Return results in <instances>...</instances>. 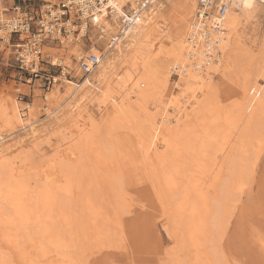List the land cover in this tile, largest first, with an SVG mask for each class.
Listing matches in <instances>:
<instances>
[{
  "label": "rangeland",
  "instance_id": "374dc122",
  "mask_svg": "<svg viewBox=\"0 0 264 264\" xmlns=\"http://www.w3.org/2000/svg\"><path fill=\"white\" fill-rule=\"evenodd\" d=\"M184 1L189 0H157L147 8V14L145 13L146 15H144V20L146 19L145 23L150 22L149 18L158 13V8L164 7V9H162V15L167 24L160 21L159 25L165 27L162 29L169 34L178 32L181 28V24H178L175 29H172L171 26L176 13L175 11ZM194 2L197 7L198 0H194ZM8 4L9 2L6 1L5 5ZM255 9V13L246 18L239 27L238 35L240 36V51H237L236 53V60L234 63L235 70H232L234 74L231 72V75L238 76V86L232 84L233 82L231 83V81L226 80V78L221 76V73H212L210 76L216 87V94L213 95V103H216L217 98L218 104L216 103V108L222 112H227L234 104L237 109L244 108L246 110L243 113H240L237 109L235 110L237 111L234 112V118L236 120L234 119L233 121L235 123L230 120L229 123H224L223 126L221 124L223 127L221 129H226L223 137L229 135V138H223L220 142L211 145L210 153L214 154L217 149H220L223 146V150L218 157L222 162L224 157L229 153L231 147L237 143L239 134L243 130H246L248 117H250L252 109L256 108L257 112H261V117L256 121L257 123L254 124L255 128H252L254 127L252 125L250 129L255 132L258 131L255 135L259 142H256L257 145H254V149H250V151H253L247 153L248 160L255 159L254 172L252 173L251 178L248 179L246 190L241 195L240 199L236 200V197L234 198V200H236V203L234 204L235 207L232 208L233 210L229 209V211L233 212L232 217L228 224H226V228L223 230L224 232L222 231L223 234L217 235L213 243H205V245H201L200 243L201 246L199 247L192 246L191 243H187L186 245L184 243L185 240H181V231L176 228H171L172 226L170 227L167 224L166 218L162 214L153 191L154 182L151 178L153 176L148 166V163L151 162V160L153 163L155 162V164H157V162L153 157L150 159V153L145 155L146 147L149 146L147 148H152L155 144V138H149L147 136L148 132L145 129H147L148 126H144V118H146L147 115H144L148 114L149 117H154L156 120L161 113H164L167 110L169 115H175L171 110L169 103L159 105V109L154 108L152 104H148L146 111L150 109L153 114H150L149 110L148 112L142 111L138 117H133L137 122L136 125L134 120L132 121L133 124L131 123V125H127L125 122L119 121V118L116 117V115L114 116L111 109L112 104L119 101L118 98L124 96L117 87H112L110 89L109 96L104 102L98 100L101 96L100 93L99 95H96L93 90L86 93V89L80 90L73 100L69 99L70 91L66 82L70 81L80 85L86 77L94 75L97 71L96 69L91 75H82L77 72L76 66L72 62V58H70V55L78 53L76 52V49L69 50L66 53L59 50H45L49 55L64 56L63 66H65L66 69L64 76L60 75L59 70H54V77L56 80L46 95V101L44 102L41 99V91L38 88V82H36L34 86H30V88L24 85L22 83L23 76L19 74L12 60L10 48L7 45L0 47V101L3 102L5 106L16 103L19 113L24 105L17 100L16 91L24 95H30V99L28 100L31 102L30 110L27 116L22 118L23 124L17 125L15 131L21 129L22 126H26L28 123L35 122L33 132L28 131L27 129L25 131H19L10 137H7L4 142L0 143V160L6 159L7 161H10L11 159L13 167H15V169L21 174L22 182H26V185L30 187V191L27 192L26 199L24 200L26 207L29 209V218L26 220V223L17 218L14 209L3 203L0 204V264H2V261L3 264L8 263V261L6 262L5 260H8L7 258L9 257L6 255L14 249V247L12 249V242L6 243L7 235H13L11 239L16 238L18 240H16L15 243L21 246H18L19 249L22 250L21 252L28 258H35V264H68L66 261L63 263H61V261L58 262L61 258H59L54 252L56 251L57 246L55 247L52 242L50 243L48 241L49 244L46 241L47 239H45L46 237H42V229H44L42 227L43 223L45 224L43 226L50 227L48 228L50 230L48 234L51 235L54 232V234H56L57 237H61L62 240H66L65 238L68 236L71 237L75 235L74 238L77 242L73 248H68L67 252L74 258L81 257L82 260L86 261L85 264H197L203 255L208 258V262L212 256V258L214 257V260L219 262H225L224 259H226L227 263L230 264H264V102H262L264 101V79L261 77V75H264V4L257 3ZM120 42L122 45L127 43L126 41L121 40ZM156 43L157 42H154V44ZM96 46L103 56L107 49L106 44L104 42H97ZM158 46L159 45H155L156 48ZM165 46L167 47L168 45L165 44ZM120 67L121 68H118L117 70V74L122 78L124 73L128 70V67L125 65ZM172 68L173 66L166 70L164 65L162 66L163 72H171L169 90L165 96L167 99L163 98V100L165 99L167 101L175 92L181 90V87H185L188 90L191 86H185L184 81H181L182 79L180 76L178 78L173 76L172 73H177V70L174 69L175 67ZM180 82H183V86ZM244 82H246L248 89L245 95L240 92L241 84ZM204 83L205 82L198 81L196 84L197 86H193L195 90L193 95L195 96L197 93L198 97H200L199 101H205V98L199 94L201 92L200 88ZM56 84L59 85L58 93H55ZM111 85L113 86L112 83ZM102 90H104V88H102ZM128 90H130L129 92H132L131 88ZM254 92H257L255 97L259 102H257L258 104H256V101H251ZM164 94L165 93H163V95ZM191 101L193 104L195 103L194 99ZM58 103L61 104L62 107L56 114L59 122L48 116V113H50ZM194 106L195 108L193 109ZM194 106H188L185 112L187 113V111L190 112L191 110H195L197 106L195 104ZM128 107L135 113L136 109L134 104H130ZM261 107L262 109H260ZM236 115L238 117H236ZM77 120L80 121V125L84 126L87 139L86 137L82 139L70 137L69 131L75 125ZM202 122H200L201 125H203ZM192 124V126H195V124H199V122ZM136 127L143 132L141 140L136 135L138 133ZM9 133L10 132L5 133L4 136ZM147 138L151 139L150 141L153 139V143H149L150 141H148L149 139ZM223 142L224 144H222ZM139 143L143 147H140ZM156 144L157 151L160 155L164 152L165 147L160 142H157ZM255 146H257V148H255ZM71 152H74V156L71 155ZM148 159H150V161ZM58 165L61 166L59 167ZM79 166L81 168H79ZM76 169H78V173L82 176L81 190L73 186L74 189L72 188V191L74 193L72 192V196L64 194L61 197L62 199L60 198V202L57 203L63 208L65 212L64 214L68 217V220L66 219L65 221L58 218L56 222H51L49 221L51 218H47L45 223V218H42L40 215V204H37L39 206L34 207L36 203H34L33 200V196L36 195L42 187L43 181L41 180L44 179L43 175L56 171L57 176H59V172H62L63 170L67 172H75ZM181 178L184 180V177ZM178 179L180 180V178ZM77 182L78 181H76V184ZM114 191L119 192L121 198L113 201L112 194ZM170 192H175V197L173 196L175 199L176 197L178 198V196H181L179 191ZM81 195H85L86 199L88 198L87 200L90 202L88 205L93 209V211L91 210L92 213L94 212V208L96 209V214H89L86 212V208L82 207ZM91 205H93V207H91ZM100 208L104 211H101ZM13 211L15 215L13 214ZM105 212L108 216L112 215V220L114 213L118 215L121 226H115L113 222H110V224L106 226H102L105 230V236L102 239L105 238V242H98L94 238L93 230L95 228L93 227L94 223L90 222V218L95 217L98 219L96 215H101V213L105 214ZM9 213H11L12 217ZM53 216L55 217V214H53ZM73 216L78 217H74V220L72 218ZM9 217L14 221H7ZM37 219L38 222H36ZM185 220L186 219L182 218L179 221L180 224L184 223ZM20 221L24 225H21L19 223ZM41 222L42 225L39 224ZM61 223L63 224L61 225ZM81 224L84 228V236L83 232L80 231ZM10 231L14 234L8 233ZM4 239L6 244L3 242ZM16 249H14V251ZM42 249H45V251L43 250V252H41ZM199 250L201 251V254L199 253ZM77 253L81 254L77 256ZM225 253L228 254L225 255ZM14 254L12 253L13 263L9 264H29L23 261V258L20 256L18 257L19 254ZM21 256L23 257L22 254ZM222 259L223 261H221ZM229 260H232L233 262Z\"/></svg>",
  "mask_w": 264,
  "mask_h": 264
},
{
  "label": "bare ground",
  "instance_id": "6f19581e",
  "mask_svg": "<svg viewBox=\"0 0 264 264\" xmlns=\"http://www.w3.org/2000/svg\"><path fill=\"white\" fill-rule=\"evenodd\" d=\"M156 1L157 0H153L152 4H154ZM126 3L127 1L125 0H119L118 2L114 3L113 6L116 10L121 11V8ZM257 3L264 4V0H231L230 11L229 13H227L225 22L222 25V28L223 30H225V33L221 34L220 41L216 43L217 46L213 44V47H210L211 49L206 48L207 50H205V51H211L212 49H214L216 55L218 54V57H215L216 58L215 60L217 61L210 62V64L202 71L195 70L196 66L194 68L193 65L194 61L189 58V51L191 47L187 43V38L189 36L190 24H191L190 21L192 20L194 13L198 9L196 7V3L194 2V0L184 1L182 4H180L178 9L176 7L177 10L175 11L176 13L174 15V20L172 22L171 27L172 29L173 28L175 29L178 24H181V28L179 29L178 32H173L172 34L165 32L163 30L165 27H161L159 25L160 21L165 22V19L163 18L162 15V9H164V7L158 8L157 9L158 13L154 14L153 17L149 18L150 22L145 23L146 19L144 20V15L147 14L146 11L148 7L147 8L141 7L140 9H137V7H135L134 4L132 3L131 6L134 8V14L126 19V23L121 32V37L117 38L116 42L113 44L114 48L106 49L97 67L96 73L90 77H86L80 85H77L70 81L66 82V84L69 86V91H70V95L68 98L71 100H73L75 95L79 93L80 90L86 89L87 90L86 93H89L91 90H93V92L95 91L96 95H99L100 93L101 96L98 98V100L104 102L109 96L110 89L112 87H117V89L120 90L121 93L124 94V96L118 98L119 101L113 103L111 109L114 116L116 115V117L119 118V121H123L127 125H131L132 121L134 120L133 117H138L142 111L145 112L148 104L150 105L152 104L154 108L159 109V105L162 104L164 105V103H169V106L175 115L173 114L172 116L169 115L168 110L164 113L161 114L159 113L160 116L157 120L154 117L153 118L149 117L148 114L144 115V116L147 115L146 118H144L145 119L144 126L145 127L146 125L148 126L147 127L148 130L145 129L148 133L147 132L145 133H147V136L149 138L150 137L155 138L154 146L152 148H147L149 147L147 146L145 149V155H148L150 153L151 155L150 159H152L153 157L156 159L157 162V164H155V162L153 163L151 160V162L148 163V166H149V170L152 172L150 173L153 176L151 177L153 179L152 181L154 182L153 191L156 196L157 202L161 208L162 214L163 216H165L167 224L170 227L172 226L171 228H176L181 231V235H182L181 240L184 239L185 240L184 243L186 245L187 243H191L192 246L199 247L202 244L205 245V243H213L217 235L223 234L224 232L223 230H225L226 224H228L233 213L232 211H229V209L235 207L234 205L236 203L235 201L240 199L241 195L246 190L247 181L248 179L251 178L252 173L254 172L255 159L248 160L247 153L253 151V150L250 151V149L251 148L254 149V145H257L256 142H259L257 140V136L255 135V133H257L258 131L255 132L250 129L251 126L252 125L254 126V124L257 123L256 121L259 120V118L261 117L260 115L261 112L258 111L259 112L258 113L256 111V108L253 109L251 108L252 111L250 117H248L247 120L246 130H243L239 134L237 143L231 147L227 155L225 154L226 156L224 155L225 157L222 162L221 159H219L218 157L223 150L222 144H224V142L221 144L222 147L220 149H217V151L214 154L210 153L211 145H213L214 143L216 144V142H220L223 138H229V135L223 137V134H225L226 129L223 130L221 128H223L222 126L224 123L225 124L229 123L230 120L233 121L235 119L234 112H237L235 111L237 108L236 106H234V104H233L234 108L230 107L229 108L230 110L228 109L227 112L226 111L222 112L218 108H216L217 98H216V103L215 102H214L215 104L213 103L214 101L213 95L216 94L215 93L216 87L215 84L212 82L210 76L212 73H216V72L221 73L222 74L221 76L226 78V80L231 81V83L233 82L232 84L238 86L237 84L238 76L233 75L234 73L232 70L234 69L235 66L234 63L236 60V53L237 51H240L239 48L240 36L238 35L239 27L246 18H248L253 13H255L256 11L255 8ZM2 8L3 7L1 6V9ZM165 24L167 23L165 22ZM212 26L210 25V27ZM112 30L114 31L115 29ZM120 40L126 41L127 43H125V45H122ZM154 42L157 43L154 44ZM165 44L168 46L166 47ZM155 45H159V46L156 48ZM195 48L204 49L205 47L201 45L200 46L196 45ZM123 65L127 66L128 70L124 73V75L121 78L117 74V70L118 68H121L120 66ZM163 65L166 70L170 69L172 66L173 68L175 67L174 69L178 70L177 72L179 73V76L182 79L181 81H184L185 86L191 85L189 88L187 87L188 90L185 87L182 88L180 86L181 90L175 92L171 98H168V101L165 100L167 99L165 98V96L169 90V85H170L169 79L171 72L169 71L163 72L162 70ZM231 72L233 73L232 75ZM261 77L264 79V75H261ZM198 81L205 82L204 85L201 86L200 88L201 92L199 93L205 98V101L204 100L199 101L200 97H198L197 93L195 96L193 95L195 91L193 86L196 85ZM111 83L113 84V86L111 85ZM180 83L182 85L183 82ZM241 85L242 86L240 87L241 89L240 92H242V94L245 95L248 91L246 82H244ZM102 88H104V90H102ZM129 88L132 89V92H129L130 91L128 90ZM58 92H59V85L56 84L55 93ZM163 93L165 94L163 95ZM256 94L257 92H254L251 101L252 102L256 101V104H258L259 102L255 97ZM163 98L165 99L163 100ZM192 99H194L195 102L194 104L197 107L195 110H191L190 112L187 111L186 113L185 110L187 109L188 106L190 105L194 106L193 102L191 101ZM129 103L135 105V109H136L135 113L132 112L131 108L128 107L130 105ZM8 105L5 106L4 103L0 101V143L4 142L7 137L12 136L13 134H16L19 131H25L27 129L28 131L33 132L34 129L35 122L28 123L26 126H22L21 129L15 131L17 125L23 124V120L18 113L16 103L11 104L9 106ZM60 108H62L61 104L58 103V105H56L55 108L52 111H50V113H48V116H50V118H54L59 122V119L56 116V114ZM194 108L195 106L193 107V109ZM240 109L239 108L237 109L240 113L246 111L244 108H242L241 110ZM260 109H262V107ZM148 110L150 111V109ZM148 110L146 112H148ZM150 114L153 113H151L150 111ZM236 117L238 116L236 115ZM79 122L80 121L77 120L75 122V125L69 131L70 137L82 139L87 136V134H85L84 126L80 125ZM198 122L199 124H195V126H192L193 125L192 123H198ZM200 122H202L203 125H201ZM136 124L137 122L135 123V125ZM252 128H255V126ZM7 132L10 133L4 136V134ZM137 132L138 133L136 135L141 140L143 137L141 136L143 135V132L140 129H137ZM150 140L151 139H149L148 141ZM151 142L153 143V139L149 143ZM157 142L162 143V145L165 147L166 150V151L164 150V152L160 155L157 151L158 150L156 144ZM140 147L143 146H141L140 144ZM255 148H257V146H255ZM71 153H72L71 155H73L74 152ZM150 159L148 160L150 161ZM11 161H12L11 159L10 161H7L6 159L0 160V204L3 203L5 205H8L10 208L14 209L17 218L22 220V222L26 223V220H28L29 218L28 217L29 209L28 207H26L24 200L26 199L27 192L30 191L29 190L30 187L26 185V182L25 183L22 182L23 180L21 178L20 172H18V170H16L15 167H13ZM79 168L81 167L79 166ZM67 171L63 170L62 172H59V176H57L56 171H54L53 173L51 172L48 174H44L43 175L44 179L41 180L43 181L42 187L40 188L39 192L36 195L32 193L34 195L33 196L34 203H36L34 207L39 206L37 204H40L41 214L40 213L38 214H40L42 218H45L44 219L45 223L47 218L48 219L51 218V220H49L51 222L52 221L56 222L58 218L63 219L65 221L66 219L68 220V217L64 214L65 212L63 208H61L57 203L60 202V198L64 194L72 196V194L74 193L72 191L73 186L77 187L80 190L82 188V184H81L82 176H80L81 174L78 173V169H76L75 172L74 171L67 172ZM182 173L184 174L181 175ZM181 177H184V180ZM178 178H180V180ZM76 181H78L77 184ZM170 191H179L181 196L180 197L178 196V198L176 197L175 199L173 198V196L175 197V192H170ZM81 196H82L81 198L82 207L86 208L87 213L89 214L92 213L93 209H91L89 207L90 205H88L90 204V202L87 200L88 198L86 199L85 195H81ZM112 196H113V201L121 198V194H119V192L116 191H114ZM235 197L236 200H234ZM91 207H93V205H91ZM100 210L104 211L102 208H100ZM95 211L96 209L94 208V212L92 213V215L96 214ZM9 214L11 215V213ZM53 214H55V217L53 216ZM99 215H96L98 219L95 217L90 218L91 219L90 222L94 223L93 227L95 229L93 230V232H94L95 240H97L98 242H105V238L102 239L105 236V230L103 229L102 226H106L110 224V222H113L115 226L116 225L121 226L120 218L115 213L113 215V220H112V215L108 216L106 212L105 214L101 213V215L100 216ZM74 217L75 216H73L72 218L74 219ZM182 218L186 220L184 223L180 224L179 221ZM7 221L13 222L14 220L9 217ZM36 222H38V219ZM42 222L39 224L42 225ZM19 223L21 225L23 224L21 223V221ZM63 223H61V225ZM43 225L45 224L43 223ZM43 225L42 227L44 229H42L43 231L42 237L45 236L46 238L45 237L44 238L47 239L46 240L47 242L48 241L50 243L52 242V244L55 247L57 246L56 247L57 249L54 252L57 254V256H59V258H61V260H59L58 262L61 261V263H63L66 261L68 264L86 263V261L82 260L81 257L74 258L70 253L67 252V249L73 248L75 246V243L77 242L75 241L74 238L75 235L71 237L68 236L65 238L66 240H62V238L59 236L57 237V235L54 234V232L51 235L48 234L50 231L48 228L50 227H46ZM80 228H81L80 231L83 232V236H84L85 234L82 224L80 225ZM8 233H13V232L10 231ZM12 236L11 235L6 236L7 237L6 243L12 242L13 243L12 249L13 247L14 249L16 248L17 249L15 251L13 249V251L7 253L6 256L9 258H7L8 260H5L6 262L8 261V263L6 264L13 263L12 253L13 254L17 253V255L19 254L18 257L20 256L21 258H23V261H25L26 263L29 264L34 263L35 258L33 259L30 257L28 258L26 255L24 256V254L21 252L22 250L19 249V247L21 246L15 243L17 239L16 238L11 239ZM3 242L5 243V239ZM43 250L45 251V249H42V251L41 250L40 251L43 252ZM199 253L201 254L200 250ZM21 254L23 255V257L21 256ZM77 254H78L77 256H79V254L81 253H77ZM227 254L228 253H225V255ZM211 258L208 262V258L203 255L201 259L198 258L199 261L197 262V264H230L227 263L226 259H224L225 262H219L217 260H214V257L212 259ZM221 261H223V259ZM1 263L3 264V261Z\"/></svg>",
  "mask_w": 264,
  "mask_h": 264
},
{
  "label": "built area",
  "instance_id": "2783aa9c",
  "mask_svg": "<svg viewBox=\"0 0 264 264\" xmlns=\"http://www.w3.org/2000/svg\"><path fill=\"white\" fill-rule=\"evenodd\" d=\"M6 1L8 5H5ZM118 1L0 0V47L7 45L10 48L24 85L30 88L38 82L41 99L45 102L56 80L54 70H59L64 76L66 69L64 56L49 55L45 50L66 53L76 49L78 53L70 55V58L77 72L91 75L102 59L96 43L104 42L106 48L113 49V44L121 37L126 19L134 14L131 4L140 9L153 3V0H125L127 3L118 11L113 6ZM230 6L231 0H198L187 38L191 47L189 58L194 61L196 71H202L210 62L217 61L215 57L218 54L214 49L205 50L211 49L213 44L217 46L221 34L225 33L222 25ZM196 45L205 48L196 49ZM172 75L179 77L178 72ZM16 92L17 100L24 105L19 114L25 118L31 107L30 95Z\"/></svg>",
  "mask_w": 264,
  "mask_h": 264
}]
</instances>
